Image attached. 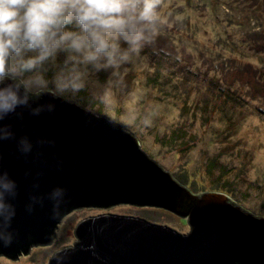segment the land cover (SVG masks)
Wrapping results in <instances>:
<instances>
[{
  "label": "water",
  "instance_id": "95a60500",
  "mask_svg": "<svg viewBox=\"0 0 264 264\" xmlns=\"http://www.w3.org/2000/svg\"><path fill=\"white\" fill-rule=\"evenodd\" d=\"M11 83V81H6ZM55 104L51 113L32 116L17 108L0 122L16 139L0 141V169L17 182L16 209L9 231L13 243L0 245V256L17 261L32 247L50 246L65 216L84 208L118 205L154 207L186 219L188 233L144 218L104 213L80 221L76 241L55 252L48 264H264V217L217 191L194 193L142 149L138 137L104 115L75 101L43 95L32 104ZM28 136L33 152L19 153L17 140ZM37 139H55L40 146ZM62 167H55L56 160ZM26 172L31 174L25 176ZM37 172L43 174L36 177ZM38 180L39 188L32 185ZM66 189L60 215L52 218L48 193ZM31 195L43 206L26 210ZM95 244L96 255L89 250Z\"/></svg>",
  "mask_w": 264,
  "mask_h": 264
},
{
  "label": "rangeland",
  "instance_id": "374dc122",
  "mask_svg": "<svg viewBox=\"0 0 264 264\" xmlns=\"http://www.w3.org/2000/svg\"><path fill=\"white\" fill-rule=\"evenodd\" d=\"M157 13L154 44L141 52L148 67L126 65L111 110L97 98L96 88L81 91L73 101L116 122L131 111L137 119L127 129L179 182L197 171L200 182L229 178L236 192L230 197L264 217V0H161ZM63 59L60 54L58 60ZM108 75L97 74L101 82ZM155 75L157 86L150 79ZM133 93L134 102L127 104ZM145 116L150 125L141 123ZM170 136L182 142L175 148ZM104 213L190 231L186 219L154 207L84 208L63 218L52 245L32 247L17 261L0 256V264H48L55 252L74 244L80 221Z\"/></svg>",
  "mask_w": 264,
  "mask_h": 264
},
{
  "label": "clouds",
  "instance_id": "9594fccd",
  "mask_svg": "<svg viewBox=\"0 0 264 264\" xmlns=\"http://www.w3.org/2000/svg\"><path fill=\"white\" fill-rule=\"evenodd\" d=\"M161 0H0V122L11 114L23 118L17 108L26 109L32 116L55 110V104H32L47 94L71 103L86 89H98L97 98L110 111L116 93L131 68H147L143 48L154 44ZM74 25L76 30H68ZM127 44L122 48L120 42ZM64 54L62 61L58 56ZM52 72L51 77L48 73ZM109 72L101 82L97 76ZM11 81V83H5ZM130 94L126 103H133ZM137 117L127 112L120 118L126 129ZM141 123L150 125L145 116ZM16 139L11 125L0 123V141ZM40 146L56 145L55 139H37ZM20 154L33 152L28 136L17 140ZM56 160L55 167L61 168ZM26 172L25 176L30 175ZM42 172H37L36 177ZM39 182L32 185L39 188ZM17 182L7 171L0 169V245L9 246L15 234L9 231L16 209L9 198L17 196ZM66 189L56 187L47 195L52 201V218L60 215ZM44 197L31 195L26 210L43 206ZM89 250L96 255L95 244Z\"/></svg>",
  "mask_w": 264,
  "mask_h": 264
},
{
  "label": "trees",
  "instance_id": "16d2710c",
  "mask_svg": "<svg viewBox=\"0 0 264 264\" xmlns=\"http://www.w3.org/2000/svg\"><path fill=\"white\" fill-rule=\"evenodd\" d=\"M73 26L74 25H69L67 27H73ZM150 79L152 81H156V86L160 82V78L158 75L157 76L155 75V76L151 77ZM168 141H170V143L172 145H174L175 148L178 146L177 143L182 142L181 139H176V137H171V136L168 138ZM199 178L202 179V177L200 176V174H198V171H197L193 174L187 173V174H185V176H181L180 180L183 184H185L187 187H189L194 193H200V192H206V191H217V192L226 193L229 196H233V197L236 196V194H235L236 192H235V190L232 189L231 182L228 180L229 178H227V179L218 178L213 183L200 182ZM196 186L198 188H196Z\"/></svg>",
  "mask_w": 264,
  "mask_h": 264
}]
</instances>
